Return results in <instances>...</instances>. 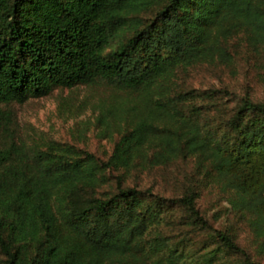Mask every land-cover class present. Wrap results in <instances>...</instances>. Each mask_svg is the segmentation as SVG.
<instances>
[{
  "label": "trees",
  "instance_id": "1",
  "mask_svg": "<svg viewBox=\"0 0 264 264\" xmlns=\"http://www.w3.org/2000/svg\"><path fill=\"white\" fill-rule=\"evenodd\" d=\"M240 32L264 53V0H0V106L98 80L142 95L100 115L106 125L108 114L123 119L105 161L58 143L27 148L14 140L12 114L0 107L4 263L192 264L167 236L147 239L168 201L183 206L190 225L214 245L196 264H260L230 232L208 226L194 190L166 198L116 176L113 192L97 193L109 169L193 156L198 174L231 193V208L264 252V101L244 92L215 126L188 100L200 94L171 91L181 68L231 62L226 44Z\"/></svg>",
  "mask_w": 264,
  "mask_h": 264
},
{
  "label": "rangeland",
  "instance_id": "2",
  "mask_svg": "<svg viewBox=\"0 0 264 264\" xmlns=\"http://www.w3.org/2000/svg\"><path fill=\"white\" fill-rule=\"evenodd\" d=\"M156 9L157 6L142 11L141 16L147 19ZM226 46L232 56L231 62L198 63L177 70L171 79L172 92L201 95L198 98L188 95V100L199 106L202 120L215 126H223L244 92L247 91L253 100L264 101V53L248 46L242 32L228 39ZM225 89L229 95L222 91ZM141 98L140 91L98 80L91 85L55 88L48 95L0 107L12 114L10 127L14 140L27 148L45 150L52 143H58L73 146L91 153L99 161H105L120 136L123 119L108 114L106 125L99 120L100 115L110 108L139 103ZM5 140L4 133L0 131V146H4ZM106 175L108 180L99 186L97 193L113 192L116 176L121 177L124 185L151 187L153 192L166 198L181 197L187 190H194V204L208 226L230 232L253 259L264 264V252L258 251L247 221L229 204L231 193L222 191L198 174L193 156L180 157L166 165L109 169ZM164 202L161 218L152 226L147 239L152 242L157 234L167 236L170 248L184 249L188 261L196 264L202 252L214 245L205 231L190 225L189 213L183 206ZM3 260L0 253V264H5Z\"/></svg>",
  "mask_w": 264,
  "mask_h": 264
}]
</instances>
